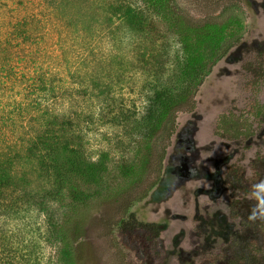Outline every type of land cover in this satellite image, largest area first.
<instances>
[{"label": "rangeland", "instance_id": "1", "mask_svg": "<svg viewBox=\"0 0 264 264\" xmlns=\"http://www.w3.org/2000/svg\"><path fill=\"white\" fill-rule=\"evenodd\" d=\"M172 6L191 23L225 24L227 31L194 101L174 112L167 141L163 130L148 138L125 127L144 115L156 78L179 52L157 14L150 12L155 30L146 36L123 23L118 10L143 9L142 0H0V159L12 160L11 174L26 178L45 204L0 218L1 235L28 264L56 263L50 217L67 232L78 224L69 242L82 255L77 264H140L114 227L128 203L140 222L160 227L163 264H215L226 251L246 255L255 235L244 212L264 203V120L239 142L217 138L214 127L220 114L264 103V82L254 92L246 71L264 51V0ZM65 142L103 167L97 179L75 180L80 199L72 207L30 155ZM235 163L247 181L257 179L248 195L224 182Z\"/></svg>", "mask_w": 264, "mask_h": 264}, {"label": "trees", "instance_id": "2", "mask_svg": "<svg viewBox=\"0 0 264 264\" xmlns=\"http://www.w3.org/2000/svg\"><path fill=\"white\" fill-rule=\"evenodd\" d=\"M237 2L240 3L241 0ZM142 3L143 9L140 10L132 7L118 10L121 12L119 16L123 23L131 32L146 36L155 30L151 15L157 14L167 23V31L176 37L179 52L176 53L167 73L165 75L160 73L161 76L156 78L144 115L133 119L125 127L144 132L148 138L158 135V132L163 130L169 141L175 131L174 112L178 113L182 110L186 112L184 109L186 104L194 101V89L213 67L216 51L224 40L227 26L213 22L191 23L178 15L172 6V0H142ZM253 62L255 63L250 62L248 65L254 70L246 69V71L253 75V80L247 83L255 92L261 81L264 82V51L259 53L258 58ZM263 120L264 103L252 100L246 110L220 114L215 122L214 134L227 142L246 141L256 134ZM164 152L165 148L159 160V168L163 163ZM30 155L33 158L32 163L41 172L42 177L48 173L53 191L70 199L68 203L70 207L80 199L75 180H94L103 171L102 164L88 159L78 147L70 148L68 142L62 147L48 148V153L32 152ZM12 165V160L0 159V218L13 219L22 211L44 210L43 198H37L30 192L28 189L30 182L26 178L23 176L16 178L11 174L9 169ZM253 181L255 183L257 179ZM224 182L230 189L240 190L247 195L250 193L247 186L255 185L252 180L245 179L242 168L236 163L227 169ZM53 191L49 193L52 194ZM55 199L61 203L63 201V199ZM122 212V217L115 222L114 227L117 233L125 238L126 247L137 253L141 260L140 264H163L166 251L162 247L160 227L152 223L140 222L130 212V203L123 207ZM233 213L237 216L236 212ZM244 215L250 221L249 229L255 235L254 239L245 244L246 255L242 257L234 251L230 255V252L226 251L221 258L216 259L215 264H264V203L256 205L252 212H244ZM2 225L0 221V264H28L25 256L22 255L23 251L14 249L12 244L1 235ZM48 230L56 242L55 253L53 252L56 259L54 264H77L82 261L81 253L72 250L69 245L70 240L80 231L78 224L67 232L63 225L50 217Z\"/></svg>", "mask_w": 264, "mask_h": 264}]
</instances>
